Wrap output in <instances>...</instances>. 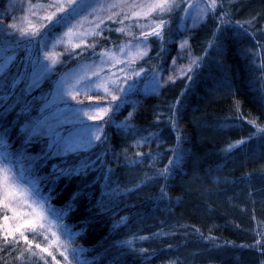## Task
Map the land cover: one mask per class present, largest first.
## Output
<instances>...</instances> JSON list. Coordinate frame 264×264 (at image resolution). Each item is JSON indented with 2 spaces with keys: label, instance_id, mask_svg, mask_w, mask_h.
Masks as SVG:
<instances>
[{
  "label": "trees",
  "instance_id": "trees-1",
  "mask_svg": "<svg viewBox=\"0 0 264 264\" xmlns=\"http://www.w3.org/2000/svg\"><path fill=\"white\" fill-rule=\"evenodd\" d=\"M22 7L0 0V59L14 56L6 78L0 77V142L14 161L21 153L32 158L21 163L26 170L31 165V178L51 197L46 205L67 212L57 221L61 239L68 240L66 226L70 248L82 249L88 264H264V133L257 132L264 128V0H217L215 11L191 32L188 52L199 60L187 76L177 75L157 91L142 83L103 124L95 146L47 158L49 137L25 143L22 129L62 110L46 107L55 81L91 54L61 53L49 76L31 86L34 62L52 41L42 51L18 32L5 36L12 31L8 25L20 22ZM105 25L103 36L110 40L98 41L100 49L122 43L113 37L115 25ZM173 25L166 24L163 41L150 40L140 63L145 82L155 75L158 85L163 82L178 56ZM239 140L245 143L229 147ZM82 162L89 165L85 172L54 178L56 168ZM166 167L164 179L158 172ZM13 170L19 173V164ZM4 214L0 209V223ZM36 242L46 246L42 237ZM24 247L0 238V264H43L27 253L21 259Z\"/></svg>",
  "mask_w": 264,
  "mask_h": 264
},
{
  "label": "snow or ice",
  "instance_id": "snow-or-ice-1",
  "mask_svg": "<svg viewBox=\"0 0 264 264\" xmlns=\"http://www.w3.org/2000/svg\"><path fill=\"white\" fill-rule=\"evenodd\" d=\"M180 6L178 0H47L46 3H32L29 0L27 14L22 17L19 23L8 25L7 27L12 31L5 33V36L18 32L19 36L27 39L29 43L35 40L42 51L48 47L50 41H52V48L62 44L66 50L74 51L81 48L94 49L96 44L87 43L86 38L101 36V25L105 24L106 20L121 25L116 31L130 36V40L115 50L105 49L100 53V64L82 66L79 71L71 74L73 81L71 84L64 80L58 87V95L61 100L64 96H68L77 104H83L82 100L77 99L83 93L89 101H94L93 104L88 105L87 110L84 108L72 110L75 119L83 124L82 117L94 121L103 120L105 116L115 111L112 105L121 99L117 93L125 92L121 84L140 76L143 71L142 68L137 70L133 66L148 55L149 38L156 37L163 41L164 29L168 23L164 17L170 15ZM216 7L217 0H207L204 6L188 4L187 9L196 10V18L203 19L209 10L214 12ZM41 13L43 14L41 15ZM142 20L146 23H140ZM125 21H134V25H126ZM221 23H227V21H221ZM239 26L243 28L242 24ZM132 27L140 29L139 36L131 31ZM184 44L186 41L181 44V48L184 47ZM209 46L211 47L212 44L210 43ZM4 51L7 53L8 49L5 48ZM43 54L45 60L50 61L51 65H55L58 54L49 51H44ZM13 60L14 56L10 55H4L0 59V77L6 78L7 70ZM198 60L199 58L191 59L188 66L180 67L176 71L180 75L187 76V73L192 71L193 65H196ZM173 63L175 64V60ZM105 64L110 65V68L117 69L118 72L109 71L105 73ZM42 67L44 71H47L49 65H42ZM261 67H264V64ZM187 78L191 80L190 76ZM169 79H173V77H169ZM16 82H13V88ZM90 92H94L96 95H89ZM100 92L103 93V96L98 95ZM109 97L110 99H108ZM105 100L107 101L106 104L104 103ZM6 101L7 96H5ZM63 102L67 104L66 100ZM179 103L180 101L177 100V104ZM10 107L12 106L5 107L3 111L7 113ZM116 107L118 108L119 105ZM169 119L174 125V118L170 117ZM248 123L256 126L255 120H249ZM3 131L6 135L8 129L4 128ZM22 131L27 134L25 143L31 142L33 137L45 135L49 137L48 152L44 153L42 158L51 155L66 156L69 152H76L81 147L91 146L93 139L100 140V135H94L89 128L87 136H81L75 144L68 143L50 125H47L46 121H35L30 125H25ZM257 132L264 133V128L257 127ZM142 142L149 143L150 138L144 137ZM244 143V140H239L236 145L229 147H236ZM0 144L5 149L0 152V209L4 210L5 213L2 217L3 222L0 223V238H2L3 243L5 245H19L22 241L25 247L20 254L21 259L27 253L29 256L37 258V262L43 261V264H49L47 257H51L54 264H61V261L54 254V252H58L59 256L63 258L64 264H73V260L76 261V264H88L86 260L80 258L83 256L82 249L70 248L69 241L72 233L66 226L63 227V233L68 236V240L61 239V225L57 221L62 220L67 212L57 210L50 205L45 207L51 197L41 194L42 189L38 181L31 178V165L26 170L21 163L23 159L32 158L24 157L21 153L14 161L12 154L7 151L8 145L3 142ZM137 155H142V153H137ZM180 159L181 157L177 155V165ZM173 163L172 160L169 161V164ZM18 164L19 173L13 170ZM88 167L87 163L82 162L79 167L56 168L53 176L55 179H59L60 176L79 175L85 172ZM169 174L167 167L158 172V175L164 179H167ZM146 179L151 178L146 177ZM49 191L51 192L52 189ZM127 191H131V189H127ZM161 195H166L163 187L161 188ZM7 213H11V215ZM26 233H31L32 239H29V235ZM38 237L43 238L46 246L36 242ZM256 243L259 244L260 242L257 241Z\"/></svg>",
  "mask_w": 264,
  "mask_h": 264
},
{
  "label": "rangeland",
  "instance_id": "rangeland-1",
  "mask_svg": "<svg viewBox=\"0 0 264 264\" xmlns=\"http://www.w3.org/2000/svg\"><path fill=\"white\" fill-rule=\"evenodd\" d=\"M14 1L16 3H21L23 5L22 11H21L22 14L20 17V21H21L22 17H24L27 14V5L29 3V0H14ZM31 2L32 3H37V2L46 3L47 0H31ZM178 3H180L181 6L179 8H177L174 12H172L170 15L164 17V19H166L168 22L170 20H174V25H173L174 27L173 28L176 29V32L178 33L177 34L178 40H176V45L178 47L177 48L178 49V56L175 59V64L172 62V65L168 66L169 67L168 73L166 74L163 82H161L159 85L157 84V81L160 79H157L156 75L150 81L145 82L146 80H144V72H145L144 70L141 72L140 76L129 79L126 83L121 84V87H123L125 89V92H123V93L118 92L117 93V95H119L121 97V99L118 101H115L113 103L112 106L115 110L117 108L116 105H119V104L123 105L125 100L127 99L128 95L131 92H134L139 87V85H141L142 83H143L142 88L149 89L151 91H157V89L160 86L166 85L168 81L173 80L177 75H180V73L178 71H176V69H179L180 67L188 66L190 63V60L194 59L193 57H191L190 53L188 52V49L191 45V42H190V36L192 35L191 32L195 28H197L201 24V22H203L205 20L206 17L203 19L196 18V10L187 9V6H188V4H199L200 6H204L207 3V0H178ZM185 9H187V11H185ZM211 12L212 11L209 10L207 16ZM42 14L43 13H41V15ZM33 19H35V18L33 17ZM107 23L114 24L115 27H112V28H114L115 31L117 28L121 27L120 24L114 23L112 21L106 20L105 24H107ZM140 23H146V21L142 20V21H140ZM105 24L101 25V29L106 27ZM125 24L126 25H134V21H125ZM131 31H133L137 36H139L140 29L132 27ZM116 33L117 34H115L113 37L121 38L122 43L116 44L115 46L109 45L107 48H103V49H100V47L98 46V41L102 40L103 38H104L103 40H110L108 37L103 36V33L101 36H98L95 38L87 37L86 38L87 43H95L96 44V47L94 49L87 48V50L90 51L91 58H89L85 62H81V63L77 64L76 66H73L71 69L67 70L62 75H60V77L55 81V85H56L55 89L47 97L48 103H46V107L57 106V105L63 106L61 111H59L57 114H55L54 116H51L50 118H48L46 120L47 125H50L68 143L75 144V142L78 140V138H80L81 136H87L89 128L94 135H100V137H101L103 124L113 116L115 111L109 113L108 116H105L103 120L94 121V120H89L87 117H82L83 124H81L72 115V110L73 109H81V108H84L87 110L88 105L93 104L94 101H89L87 99V96H85L83 93H81V95L77 98L78 100H82L84 102L83 104H77V102L75 100H72L68 96H64L63 100H61L60 96L58 95V87L60 86L61 82L64 80H67L68 83L71 84L73 82L71 79V74L79 71L82 68V66L100 64L101 63L100 53L103 52L105 49L115 50L118 46L126 43L128 40L131 39L130 36H127L125 34L117 32V31H116ZM111 39H113V38H111ZM151 39H153V37L149 38L148 54H149V51L152 47L151 43H150ZM156 39H158V38H156ZM185 41H186V44H184V47L181 48V44L184 43ZM110 43H112V42H110ZM82 49H84V48L75 49L74 51H76V50L81 51ZM45 51H49V52H52L54 54H58V59H57V62L55 63V65L58 63V60L60 58L61 53L71 52L70 50H66V47L62 44L56 45L55 48H52L50 45L47 49H45ZM42 53H44V52H42ZM42 55H43V57H41V59L36 60L34 62V72L31 75V83H30L31 86H35V85L39 84L40 82H42L43 80H45L49 76V73H51L52 68L55 66V65H51L50 61L44 59V54H42ZM146 57L147 56H145L144 58H146ZM144 58H143V60H144ZM143 60L138 61V63L136 65H134L133 67H136L137 70H140L141 69L140 63ZM42 65H49L47 71H44ZM104 69H105V73H107L109 71L118 72L117 69L110 68V65H108V64L104 65ZM169 77H173V79H169ZM89 95H96V93L90 92ZM98 95L103 96V93L100 92V93H98ZM108 99H110V97ZM65 100L67 101V104L63 102ZM104 103L106 104L107 101L105 100ZM68 128H69V130L67 132L63 133ZM97 129H99V131H97ZM97 143H98V140L93 139L91 146H88L86 148L81 147L79 150L92 148ZM45 207L47 208L48 205H45Z\"/></svg>",
  "mask_w": 264,
  "mask_h": 264
}]
</instances>
